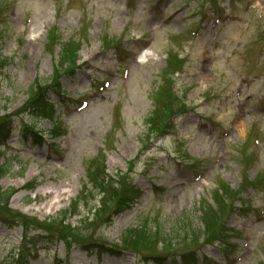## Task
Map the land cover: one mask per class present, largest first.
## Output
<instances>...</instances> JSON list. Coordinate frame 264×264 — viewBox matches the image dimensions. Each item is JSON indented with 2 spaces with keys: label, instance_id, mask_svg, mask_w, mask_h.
Masks as SVG:
<instances>
[{
  "label": "rangeland",
  "instance_id": "374dc122",
  "mask_svg": "<svg viewBox=\"0 0 264 264\" xmlns=\"http://www.w3.org/2000/svg\"><path fill=\"white\" fill-rule=\"evenodd\" d=\"M66 41L75 73L60 72L59 93H48L54 119L21 114L30 86L55 77ZM169 53L185 61L172 77ZM167 87L172 105L189 111L172 119L169 136L147 143ZM3 116L18 117L0 144L7 166L0 187L16 190L11 212L38 224L28 235L29 264H138L131 251H84L37 228L56 230L43 221L71 208L87 166L100 162L116 180L128 174L142 197L90 232L94 242L120 247L126 229L153 227L158 217L164 229L178 230L177 244L184 226L190 235L202 231L200 208L216 209L213 194L224 185L235 213L226 209L216 241L176 250L194 264H264V0H0ZM1 222L0 264H14L26 230Z\"/></svg>",
  "mask_w": 264,
  "mask_h": 264
},
{
  "label": "trees",
  "instance_id": "16d2710c",
  "mask_svg": "<svg viewBox=\"0 0 264 264\" xmlns=\"http://www.w3.org/2000/svg\"><path fill=\"white\" fill-rule=\"evenodd\" d=\"M72 47L73 43H66V46L63 47L64 50L61 51L55 77L50 80L35 81L30 86L27 91L28 98L24 110L20 112L21 114L31 113L32 115L41 116L43 119L53 117V105L48 101L47 93L53 89L59 93L60 87L57 81L61 76L59 75L60 72L69 74L74 72L76 57H74V49L72 50ZM168 61L167 67L169 71H178L182 66V61L177 59L176 53H169ZM173 96L169 87L163 88L158 94L156 109L149 119L150 134L154 137L166 135L171 128L170 118L173 114L184 110V107L176 109L177 105H172L171 100ZM162 97L166 98V103L160 101ZM11 118L12 116L0 117V142L6 140L11 132ZM32 130H28L29 134ZM149 135L146 137V142L151 138ZM6 173L7 167L0 166V178ZM115 177H117V180L106 174L102 162L96 163V166L90 163L86 168L87 182L83 184V190L79 194L80 196L74 200L71 208L60 211L54 218L46 220L47 222L43 221L42 224L52 225L56 230H46L41 225L37 228L43 230L45 234L50 235L48 238H54L55 240L63 242L66 241V243L71 242L73 245L79 246L82 249L97 246L95 244H100V242H94L88 237V234L93 231H98L100 227L111 222L113 217L118 215V213L130 208L140 195L138 190L130 184L128 174H117ZM227 190L228 188L223 185V189L221 188L220 191L216 190L214 192L213 198L216 209L212 210L208 204L201 206L198 219L201 223L202 231H193L190 235L187 232L185 233L184 226L182 228L184 230L183 238L177 244H174L176 243L174 239H178V235L174 234L178 230L174 231V229L166 227L164 229V223L157 225L154 223L152 225L153 227H148L147 224H141L135 228L126 230L120 238V247L115 246V248L119 251H131L140 258L142 264H148V261L157 264L161 263L167 256L175 254L178 248L187 249L191 243L196 245L200 238L204 242L206 241V244L216 241L215 236L218 234L216 231L219 230L217 226L223 214L226 212V209H229L230 212L234 211V208L225 204L226 200H232V196H226ZM15 194L16 190L2 189L0 187V220L2 221V225L5 224L8 228L21 226L26 230L21 247L18 253H15L17 256L15 262L17 264H24L33 256V247H31L32 238L28 236L30 228L36 225L38 226V224L8 209L9 201ZM236 194L234 192L233 197ZM5 215L10 216V219L3 221L2 218ZM73 217H80L76 225L68 222ZM184 255L185 251L181 255L175 254V256H180L183 264L195 263L193 259H187Z\"/></svg>",
  "mask_w": 264,
  "mask_h": 264
}]
</instances>
